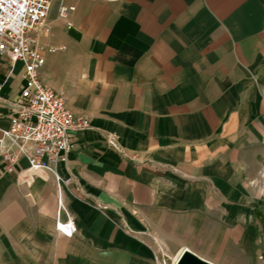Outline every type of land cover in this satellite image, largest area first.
I'll return each instance as SVG.
<instances>
[{"label": "crops", "instance_id": "crops-1", "mask_svg": "<svg viewBox=\"0 0 264 264\" xmlns=\"http://www.w3.org/2000/svg\"><path fill=\"white\" fill-rule=\"evenodd\" d=\"M47 22L41 43L64 50L39 79L89 127L57 166L69 184L0 162V264H175L186 251L264 264V0H54ZM8 68L0 56L14 99L23 67ZM9 116L0 103V131ZM58 187L71 238L55 229Z\"/></svg>", "mask_w": 264, "mask_h": 264}, {"label": "built area", "instance_id": "built-area-1", "mask_svg": "<svg viewBox=\"0 0 264 264\" xmlns=\"http://www.w3.org/2000/svg\"><path fill=\"white\" fill-rule=\"evenodd\" d=\"M54 0H0V56L6 58L8 73L14 66L23 67L22 85L16 98L1 94L0 103L10 111L9 126L0 131V162L5 173H13L21 159L27 162V178L50 174L58 183L69 184L71 178L62 180L57 172L59 163L66 160L73 146L72 132L89 127L84 116L75 115L66 105L62 94L53 91L39 79V69L45 62L46 53L64 50V47L44 45L40 37L50 28L48 15ZM74 7L60 5L58 17L71 26L69 13ZM5 80V81H6ZM107 144L120 152L114 136H106ZM58 208L55 229L71 238L76 232L75 224L61 198L58 187ZM61 214L65 216L60 219ZM161 264H165L161 260Z\"/></svg>", "mask_w": 264, "mask_h": 264}, {"label": "water", "instance_id": "water-1", "mask_svg": "<svg viewBox=\"0 0 264 264\" xmlns=\"http://www.w3.org/2000/svg\"><path fill=\"white\" fill-rule=\"evenodd\" d=\"M175 264H209V263L204 262L203 260L199 259L192 253L186 251L178 258Z\"/></svg>", "mask_w": 264, "mask_h": 264}]
</instances>
